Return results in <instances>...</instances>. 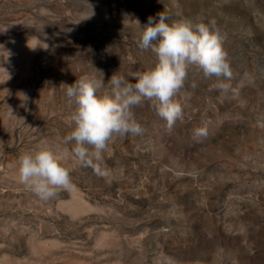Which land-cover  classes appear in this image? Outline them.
Listing matches in <instances>:
<instances>
[{
    "label": "rangeland",
    "instance_id": "374dc122",
    "mask_svg": "<svg viewBox=\"0 0 264 264\" xmlns=\"http://www.w3.org/2000/svg\"><path fill=\"white\" fill-rule=\"evenodd\" d=\"M162 11L216 21L231 90L193 66L183 122L136 107L145 131L109 145L111 182L68 156L75 191H26L20 154L71 151L63 85L152 67L136 41ZM0 45V264H264V0H0Z\"/></svg>",
    "mask_w": 264,
    "mask_h": 264
},
{
    "label": "clouds",
    "instance_id": "9594fccd",
    "mask_svg": "<svg viewBox=\"0 0 264 264\" xmlns=\"http://www.w3.org/2000/svg\"><path fill=\"white\" fill-rule=\"evenodd\" d=\"M224 39L214 19L207 23L203 18L172 19L165 11L158 13V19L149 16L136 43L141 51L155 54V64L134 73L131 81L118 71L107 83L103 74L97 77L84 73L72 84L63 85L71 109L68 115L71 130L62 142L72 144L71 151L43 141L23 152L16 165L19 183L44 202L55 199L61 192L75 191L71 168L65 163L68 156L75 165L91 168L98 177L111 182L113 173L104 159L109 145L145 131L136 118V107L148 102L171 132L185 118L184 105L178 97L191 67L195 66L206 79L215 78L214 89L222 93L231 90L234 75L223 47ZM193 135L206 136L207 125L196 128Z\"/></svg>",
    "mask_w": 264,
    "mask_h": 264
}]
</instances>
